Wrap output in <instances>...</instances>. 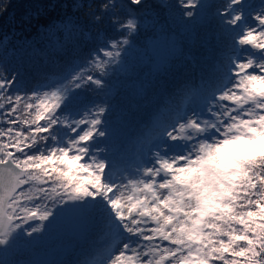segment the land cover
<instances>
[{
    "label": "snow or ice",
    "instance_id": "obj_1",
    "mask_svg": "<svg viewBox=\"0 0 264 264\" xmlns=\"http://www.w3.org/2000/svg\"><path fill=\"white\" fill-rule=\"evenodd\" d=\"M71 7L87 9L95 35L71 17L45 22L44 34L59 51L92 39L79 62L34 86L0 64V264L69 215L103 240L83 264H264V0H161L182 20L215 9V56L190 104L123 166L101 146L109 105L81 93L106 94L151 6Z\"/></svg>",
    "mask_w": 264,
    "mask_h": 264
},
{
    "label": "rangeland",
    "instance_id": "obj_2",
    "mask_svg": "<svg viewBox=\"0 0 264 264\" xmlns=\"http://www.w3.org/2000/svg\"><path fill=\"white\" fill-rule=\"evenodd\" d=\"M78 2L82 3V0H78ZM118 2H123V0H118ZM175 2L176 0H168L170 4H174ZM203 2L208 5H216L220 3V0H203ZM146 3L151 6L149 11L152 15H150L149 18L155 17V13L157 17L159 15L165 18L168 23L172 22L173 18L170 14L173 10L160 7L161 0H146ZM251 3L258 4L259 0H251ZM40 8L41 5L23 1L21 7L17 6V8L14 9L12 6H7L6 11L3 12L5 14L1 15L0 13V64L6 67L9 73L18 72L30 86L31 78L37 71H39L41 76L45 75L49 67L56 61L44 62L43 57L37 60L42 52L45 54H52L56 57L58 63L66 67L73 62H79L76 60V57L86 55L94 43L92 40L86 42V38H83V40L75 42L69 50L59 51L49 43L48 38L44 34L45 26L39 25L36 29H33V24L24 27L23 24L17 21L20 15L24 18L22 22L29 20V23H32L33 20L37 19V13ZM214 11V8H208L202 12L198 10L200 14L197 15L196 19L193 21L194 24L189 28L190 32H188L189 30L184 31L183 26L180 24L178 25L179 31L175 33H173L172 29H167L165 31L166 34L169 35L168 38L176 34L177 37L181 38L180 43L177 44L180 45L185 35H188V33L193 35V29H195L196 24H198L196 28V35L198 37L194 41L193 36H191V41H194L192 46L197 44V47L212 50L214 41L206 42L198 33L201 26L206 23L205 20L214 19ZM82 16V13L66 14L57 19H52L49 23L61 18L71 17L81 27L85 20H82ZM7 21H10V26H7ZM214 24L215 22L205 26L207 35H212ZM168 26H172V23H170V25L168 24ZM164 27L165 26L162 28ZM143 29L144 28L141 27L140 31ZM159 33H163V30L158 29L156 31V36L152 32H145L142 33L139 38H137V36L140 35V32L137 33V36L135 35L132 38L131 45L124 53L123 59L126 57L124 59L125 62L133 64V57L142 55L144 53L142 52L143 49L146 50L154 41L155 37L159 38ZM40 35H43V40L40 39ZM5 38H7L6 42ZM153 48L156 51H162V40L154 43ZM31 58L34 59L33 63L42 64L44 67H31L29 65V60ZM122 71L123 68L121 66L110 75L106 94L102 93L97 95L94 92L88 91L93 94L94 98L98 101L104 100L107 102L109 105L107 117H111L112 119H116L119 116H126L129 111L133 115L142 112L149 101L154 99L159 92V78L154 77L145 81V85L135 86L137 79L133 76V71H127L126 69ZM119 72L122 73L119 74ZM125 76H127V78L123 81L118 79V77ZM89 231H91V229L84 222L69 215L64 217L56 228L46 231L43 238L38 243L33 245L19 244L15 248L9 250L3 258L8 264H68L69 259L72 257L71 255L74 253L78 252L81 254L88 251V248L84 245L90 242V238L87 236Z\"/></svg>",
    "mask_w": 264,
    "mask_h": 264
},
{
    "label": "trees",
    "instance_id": "obj_3",
    "mask_svg": "<svg viewBox=\"0 0 264 264\" xmlns=\"http://www.w3.org/2000/svg\"><path fill=\"white\" fill-rule=\"evenodd\" d=\"M23 1L30 3L32 2L36 5H41V8L37 13V19L33 20L32 23H29L30 22L29 20H25L22 22V20L24 19L23 16L22 17L20 15L18 16L17 21L23 24L24 27L31 26L33 24L34 27L33 29H36L37 26L39 25L44 26L45 22L49 23V21H51L52 19H57L59 17H62L63 15L71 14V13L74 14L82 13L83 14L82 20L83 19L85 20L80 28H82L84 32L91 33L93 36L97 31V28L92 27L91 24L89 23V17H87L86 15L87 9L85 8L79 11L73 9L71 7L72 0H4V2L8 7L12 6L14 7V9L17 8V6L21 7ZM82 3L84 4L99 3V0H82ZM64 5H68V7H64ZM2 14L5 13L2 12L1 15ZM154 15L155 17L149 18L148 22L142 25L144 29L142 31H139L140 35L138 36L136 35V36L137 38H139L142 35V33L145 32H152L156 36V31L158 29H161V26L162 27L165 26L163 28V33H159L160 34L159 38L155 37L154 41L150 44V46L146 50L143 49L142 52L144 53L142 55L133 57V61H134L133 64L126 63L125 67L123 68L124 71L125 69L127 70V68L129 69L130 67L129 71H133V74L137 79L135 86L145 85L146 84L145 81H148L149 79L154 77L159 78L165 82H169L173 80L176 75L186 71L188 65L192 64L194 60L198 58V55L202 53V50L205 49L202 47H197V44L192 46V44L198 37L196 35L197 33L196 28L198 24H196V28L193 29V35H191L190 33H188V35H185L184 40H182L180 45L177 44L180 43L181 38L177 37L176 34L168 38L169 35H167L165 32L167 29H172L173 33L179 31L178 25L180 24L183 26L184 31L189 30V28L194 24L193 21L196 18L192 20H182L180 17L175 16L172 11V13L170 14L173 18L172 22H170L172 23V26L169 27L168 24L170 25V23H168L165 18L159 15L157 17L155 13ZM152 19L158 20V24L155 27H153L150 22ZM205 21L206 23L201 26L198 35L200 34L199 36L201 38H204L205 41L208 42L211 39L212 35H207L205 26L215 21L214 19H207ZM10 25H11L10 21H7V26ZM103 27H106V25L101 26V28ZM188 32H190V30ZM191 36H193L194 38L193 42L191 41ZM40 39L43 40V35H40ZM81 40H83V38H79L77 42ZM85 40L87 42L88 40H92V39L86 38ZM160 40H162L163 50L156 51L153 48V44ZM41 57H43L44 62L47 61L53 62L57 60L56 57H54L52 54H45L43 52L37 60H40ZM33 61L34 59L31 58L29 60V65L31 67H36L38 64L33 63ZM40 66H44V65L40 64Z\"/></svg>",
    "mask_w": 264,
    "mask_h": 264
},
{
    "label": "bare ground",
    "instance_id": "obj_4",
    "mask_svg": "<svg viewBox=\"0 0 264 264\" xmlns=\"http://www.w3.org/2000/svg\"><path fill=\"white\" fill-rule=\"evenodd\" d=\"M95 234H96V233L90 235V239H91V241H90L89 243L85 244L84 246L88 247L89 245H91V244L94 243V240H95V238H96V235H95ZM76 254H79V253L76 252V253H74L73 255H71L73 259L75 258V255H76Z\"/></svg>",
    "mask_w": 264,
    "mask_h": 264
}]
</instances>
